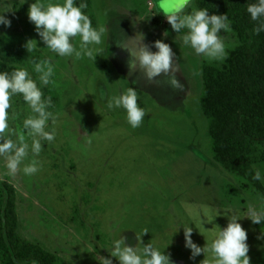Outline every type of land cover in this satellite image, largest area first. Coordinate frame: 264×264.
I'll return each mask as SVG.
<instances>
[{"label": "rangeland", "instance_id": "1", "mask_svg": "<svg viewBox=\"0 0 264 264\" xmlns=\"http://www.w3.org/2000/svg\"><path fill=\"white\" fill-rule=\"evenodd\" d=\"M33 2L0 0V10L9 8L4 15L11 20L10 27L0 26L2 47L21 54L30 71L34 67L31 60L49 55L47 49L39 48L44 45L28 19ZM158 3L89 0L93 23H107L110 29L105 51L95 61L86 56L55 58V82L44 93L55 105L57 135L54 142H45L35 157L40 171L13 178L0 168L1 215L9 184L16 196L19 236L53 252L58 264H99L97 255L109 256L101 247H109L120 234L135 246L137 233L145 229L149 232L142 237L145 244L152 240L163 248L170 243L166 252L173 264H200L204 254L195 261L190 259L191 251L185 247L184 230L181 226L178 231L179 226L192 225L193 240L204 246L206 239L211 240L213 228L227 225V217H216L219 210L222 213L223 208L246 204L242 187L264 196V189L247 178L242 182L232 172L234 176L229 177L214 160L211 119L202 107L203 69L206 65L227 66L231 54L243 43L238 31L232 27L229 34L221 30L222 35H228L229 56L222 63L208 62L190 49H181V36L158 13ZM195 5L200 7L196 0ZM214 13L223 14H209ZM165 30L169 32L165 42L172 46L183 68L180 79L184 92H173L165 84H133L134 78L128 76V53L117 45L118 39L133 38L139 32L151 45ZM33 39L39 47L29 53L26 45ZM76 47L79 50L78 38ZM129 86L139 90L138 103L147 112L135 129L123 109L107 108L108 99ZM13 107L20 124L29 110L16 100ZM85 131L93 137L90 146L82 140ZM254 151L257 157L264 155V145H257ZM32 158L30 153L28 161ZM257 168L264 173V161L255 164L254 170ZM205 210L212 223L205 222ZM241 223L248 229L251 264H264V239H258L251 222ZM112 259L113 264H119L118 259Z\"/></svg>", "mask_w": 264, "mask_h": 264}, {"label": "clouds", "instance_id": "2", "mask_svg": "<svg viewBox=\"0 0 264 264\" xmlns=\"http://www.w3.org/2000/svg\"><path fill=\"white\" fill-rule=\"evenodd\" d=\"M148 7H152L151 3ZM189 8L191 11H186ZM88 9V0H34L28 9V19L34 24L44 47H39L35 39L28 41L26 47L29 53L37 47L47 49L49 55L43 60H31L34 66L31 71L23 66H17L12 71L0 70V168L6 169L7 175L13 178L21 174H37L41 165L35 157H39L45 142L52 143L56 139L58 117L53 111L55 105L52 97L44 93V89L55 82V58L74 56L79 59L86 56L95 61L105 51L110 29L107 23L94 24ZM158 9L171 29L181 36L179 46L182 50L190 49L208 62L222 63L227 60L228 35H222L221 30L227 34L232 32L228 15H210L209 9L197 7L195 0H159ZM8 10H0V26H11V20L4 15ZM246 11L256 22L253 34L264 32V0L250 3ZM168 36L169 32L165 30L163 37L151 45L144 42L143 32L133 38L117 40V45L128 53V76L134 78L133 84H165L173 92L185 91V84L180 79L183 68L172 46L165 42ZM77 38L79 50L76 47ZM160 77L164 79L160 80ZM16 97H21L29 110L20 124L16 122L13 107ZM139 100V90L129 86L118 96L108 99L107 108L123 109L127 122L135 129L142 125L147 115ZM82 140L89 146L93 143V137L87 131ZM30 153L33 158L28 161ZM252 179L264 183V173L257 168ZM219 215L227 217V225L213 228L212 238L210 241L206 239L204 246L193 240L192 225L182 223L179 226L178 231L183 227L185 247L191 251L190 259L195 261L204 254L205 259L200 264H251L248 229L241 220L247 218L253 225H261L258 239H264V196L249 199L243 211L228 207L223 208L222 213L219 210L216 217ZM204 219L206 223H212L206 210ZM147 233V229L142 234L137 233L139 242L135 246L128 244L126 237L120 234L109 247H101L108 250L109 256L97 255L95 258L99 264H113V257L118 259L119 264H173L171 254L166 252L170 243L163 248L152 240L145 244L142 237ZM31 264H39V261L34 259Z\"/></svg>", "mask_w": 264, "mask_h": 264}, {"label": "trees", "instance_id": "3", "mask_svg": "<svg viewBox=\"0 0 264 264\" xmlns=\"http://www.w3.org/2000/svg\"><path fill=\"white\" fill-rule=\"evenodd\" d=\"M254 2L196 0L209 13L228 15L231 27L238 31L243 42L231 54L226 67L206 65L203 69L202 107L211 119L209 133L214 141V160L228 172L264 189L261 182L252 179L254 165L264 161V155L254 154L257 145H264V32L253 34L256 22L246 11ZM17 66L26 67L23 57L4 49L0 40V70L12 71ZM14 100L23 103L21 97ZM7 185L4 215L0 212V264H31L34 259L39 264H58L53 252L19 236L15 191Z\"/></svg>", "mask_w": 264, "mask_h": 264}, {"label": "crops", "instance_id": "4", "mask_svg": "<svg viewBox=\"0 0 264 264\" xmlns=\"http://www.w3.org/2000/svg\"><path fill=\"white\" fill-rule=\"evenodd\" d=\"M225 171L227 173L226 175H228L229 177H233L234 176L233 174H231L227 170H224V173H225ZM242 179H243L242 182L245 181L244 178H242ZM240 185H241V182H240ZM241 193L244 196L243 199H246V204H247L249 199H255V198L259 197V196H257L258 194L255 193V190H252V188H249V187H247L246 189L242 187ZM231 204H232V202H231ZM246 204L242 203V207L240 208L242 211L245 209ZM241 221H243L245 224H247L248 222H251L247 218H244ZM258 227H259V225H253V229L255 231V234H257V237L260 235V232H261V229H259Z\"/></svg>", "mask_w": 264, "mask_h": 264}]
</instances>
